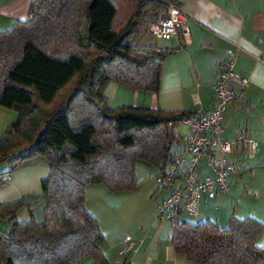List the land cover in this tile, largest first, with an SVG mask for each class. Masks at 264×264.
Segmentation results:
<instances>
[{
    "label": "trees",
    "instance_id": "trees-1",
    "mask_svg": "<svg viewBox=\"0 0 264 264\" xmlns=\"http://www.w3.org/2000/svg\"><path fill=\"white\" fill-rule=\"evenodd\" d=\"M166 0H35L29 17L0 32V107L16 113L0 136V164L41 156L49 175L41 180L43 220L29 199L0 203V264H111L104 235L86 209L88 185L111 193L137 185L135 162L165 175L171 156L169 125L192 110L111 108L108 83L158 93L163 61L132 38L141 22L155 21ZM18 152V154H15ZM15 154V156H14ZM29 211V220L17 214ZM3 225V224H2ZM262 225L232 216L224 229L205 221L172 229L174 253L189 264H264L255 241ZM112 264H128L125 259Z\"/></svg>",
    "mask_w": 264,
    "mask_h": 264
},
{
    "label": "crops",
    "instance_id": "crops-1",
    "mask_svg": "<svg viewBox=\"0 0 264 264\" xmlns=\"http://www.w3.org/2000/svg\"><path fill=\"white\" fill-rule=\"evenodd\" d=\"M34 1L0 0V32L9 31L15 23L27 20L29 9ZM166 1L178 6L186 14L189 43L184 44L179 32L167 42H152L148 46L133 42L139 47L153 46L172 51L163 61L159 92L149 93L132 90L110 82L104 90V95L111 108L131 106L160 108L165 111L192 110L198 112L211 110L215 105L213 85L218 80L222 65L232 61L235 72L248 79L249 85L244 91L243 98L232 102L227 108L223 122L224 137L231 141L237 135L243 134L258 141L259 144L253 159H249L247 150L242 145H237L228 159L234 169L232 175L251 167L250 174L252 177L258 175L261 178L252 185L245 183L246 185L242 188L244 191L241 187L239 188L240 192L245 194L241 195V199L245 197L246 203L238 207L239 199L237 197L236 205H233L235 201L228 202L229 199L233 200V193L239 187L236 182L243 179V176L240 178L235 176L234 183L236 186H233L232 179L229 183L228 192L223 194L210 193L201 199L197 218H200L198 223L210 221L224 229L228 226L232 216L238 219L250 217L263 227L255 241L256 247L263 248L264 0ZM139 37L138 40L136 38L137 42ZM15 118L16 113L14 111L0 107V136ZM178 129L177 127V132ZM187 131H189L188 128ZM172 150L176 151V148ZM41 163L43 164V162ZM151 167L157 172L154 175L157 184L154 185L149 195L153 201L155 216L156 202L167 197L168 191L160 187L161 176L158 169L152 165ZM46 176L41 180L45 179ZM135 189L136 187H134V191ZM14 191H19L16 184L13 186ZM132 191L115 192L111 193V196L110 192L102 185H88L85 190L86 209L97 220L96 215L94 216V213L89 210L90 208L94 209V206L99 204L97 203L99 197L117 199L121 196H128ZM18 193L23 196L21 191ZM19 194L15 196H19ZM17 198L19 197L11 201L0 199V203H10L20 199ZM88 200L90 208L87 207ZM113 205H118V203ZM107 206L104 202V218H106L107 223L105 227L107 231L104 229L102 232L104 244H107L109 236L117 240L101 249L111 264L123 259L128 264H184L183 259L185 258L174 253L171 247L172 228L168 223L157 224L156 222L151 230L146 231V233L142 231L141 234L127 231L124 226L115 229L114 220L107 215ZM184 219L189 222L190 217H184ZM131 243L134 244V248L123 252ZM92 263V258L88 257L81 264Z\"/></svg>",
    "mask_w": 264,
    "mask_h": 264
},
{
    "label": "built area",
    "instance_id": "built-area-1",
    "mask_svg": "<svg viewBox=\"0 0 264 264\" xmlns=\"http://www.w3.org/2000/svg\"><path fill=\"white\" fill-rule=\"evenodd\" d=\"M163 2L157 19L148 23L147 31L158 41L167 42L181 34L184 44L189 43V31L186 14L176 5ZM135 35V39H136ZM156 53L167 52L165 48H156ZM248 79L241 77L229 61L222 65L217 82L213 85L215 105L211 110L198 111L193 116L183 117L178 123L169 125L172 130L170 142L171 156L165 175L161 177L160 187L168 191L167 197L155 204L156 220L177 228L184 217L197 218L201 199L210 193L228 192V177L234 169L229 156L237 145L246 148L249 159H253L258 141L243 134L234 140L224 137V117L228 106L244 96ZM180 126L189 129L187 134L176 133ZM176 148V151L172 149ZM11 181V174L0 176V183ZM129 244L123 252L132 250Z\"/></svg>",
    "mask_w": 264,
    "mask_h": 264
},
{
    "label": "rangeland",
    "instance_id": "rangeland-1",
    "mask_svg": "<svg viewBox=\"0 0 264 264\" xmlns=\"http://www.w3.org/2000/svg\"><path fill=\"white\" fill-rule=\"evenodd\" d=\"M150 19L149 17H147ZM146 18V19H147ZM148 23L141 22L137 28L136 38L139 41L135 39V36L132 38L133 42L138 45L148 46L152 42H158L162 43L161 41L155 40L151 34L147 31ZM143 34V36H141ZM145 34V35H144ZM178 132L180 135L187 134V128L182 127L179 125ZM18 152H16L17 154ZM15 156V154H14ZM10 161H5L0 164V176H3L4 174H11V181L5 182L4 184L0 183V199L3 200H14L16 197H28L32 193L35 194L33 198L29 199V203L31 204V214L35 221L41 222L43 220V208H44V201L41 197V179L48 176L49 169H48V162L45 160V158L38 156L31 159H26L22 161H14V157L12 155V158H10ZM43 162V164L41 163ZM252 162V161H251ZM249 162V163H251ZM46 163V164H45ZM151 165L145 161L142 160H136L135 162V180L137 183L139 181H142L141 183H138L135 187V191H133L128 196H121L119 198H104L99 197L97 199V206H94V209L90 208L89 200L87 207L90 208L89 211H92L94 213L93 215L97 217V222L102 232L107 231L105 228L107 226L106 218H104V202L106 205V212L107 215H109L115 222V229H119L120 226H124L127 231L135 232L136 234L146 233V231L151 230L153 226H155V223H162L158 222L156 220V215L154 216V205L152 198L149 197L154 185L157 184L156 178L154 175L157 173L156 170ZM251 167L246 170H242L240 172H236L232 175L229 174L228 177V185L233 179V186H239L235 189L233 193V200L229 199L230 202H234L233 205H236V197L239 199V206L241 207L245 201V197L241 199V195L244 193L240 192L243 186L247 184L252 185L255 184L256 181H258L259 178L258 175L252 177L250 174ZM46 176V177H47ZM235 176L237 178H240V176H243V179L239 182L234 183ZM150 177V178H149ZM264 177V176H263ZM16 184V187L19 191L23 193V196L19 194V191L13 192V186ZM230 187V185H229ZM242 191H244L242 189ZM19 194V196H15ZM111 194V192H110ZM230 195V194H229ZM232 195V194H231ZM245 195V194H244ZM112 196V194H111ZM114 196V195H113ZM243 196V195H242ZM17 198V199H19ZM89 199V197H88ZM117 200V201H116ZM14 202V201H13ZM115 203H118V205H113ZM97 208V209H96ZM96 209V211H94ZM18 220L20 222H24L26 220H29V211L27 208H23L18 214H17ZM189 223L191 224H197L198 221H200V218H190ZM3 221L0 220V229L3 231H8L7 223L4 222L3 225H1ZM166 224V223H165ZM169 228V226H168ZM103 234V233H102ZM117 239H113V237H108L107 244L111 245L112 242L116 241ZM101 243L100 247L104 248V246L107 245ZM182 258H185L183 255H181ZM184 264H188L186 259H183Z\"/></svg>",
    "mask_w": 264,
    "mask_h": 264
}]
</instances>
